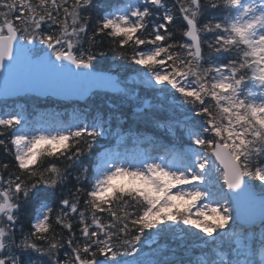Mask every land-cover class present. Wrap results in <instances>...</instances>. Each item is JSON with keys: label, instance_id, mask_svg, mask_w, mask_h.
Segmentation results:
<instances>
[{"label": "snow or ice", "instance_id": "obj_1", "mask_svg": "<svg viewBox=\"0 0 264 264\" xmlns=\"http://www.w3.org/2000/svg\"><path fill=\"white\" fill-rule=\"evenodd\" d=\"M109 51L186 144L101 152L132 134L118 113L0 108V264H264V0H0V96L129 98L98 71ZM161 236L199 257L141 258Z\"/></svg>", "mask_w": 264, "mask_h": 264}, {"label": "rangeland", "instance_id": "obj_2", "mask_svg": "<svg viewBox=\"0 0 264 264\" xmlns=\"http://www.w3.org/2000/svg\"><path fill=\"white\" fill-rule=\"evenodd\" d=\"M122 84L124 86L126 85L125 86L126 90L133 89L132 91L130 90V92H128L129 98H125L124 96L114 97L113 95H109V97H108V96L100 95L103 93H98V94L94 95V97H100L103 100L104 104H106L105 101L108 100L109 103L106 105L108 107L113 108V109L117 108V105H118V104L116 105L117 100L121 102L120 104H123V103L127 104V102H125V101H129L130 103L132 102V107H131L132 108V116L135 118V120L138 119L141 126L144 129H146L145 124L147 122H146L145 118L152 116V114L157 111L155 108V105H156V103L159 104L160 101H158V100L153 101L150 97H143V94H144L143 91H144V89H146V86L144 84L140 83L138 78H136V80H129L127 84H125V83H122ZM137 85H138V87L136 89L135 87ZM137 95H138V98H137ZM130 100H132V101H130ZM145 101H147V102H145ZM163 105L166 109L163 112H165V113L167 112L168 115H170V112L167 110L169 103L164 101ZM136 107L141 108L139 115H137L135 113L136 110L138 111V109ZM179 115H180V113L177 111L176 116L179 117ZM72 117H73V115H72ZM72 117H70L69 120ZM164 117H167V116H163V118ZM161 130L163 131V133L166 137H169V138L173 139L174 141L178 140L179 145H175V144L173 145L171 142L163 140L164 139L163 137L156 140V139L152 138V136L147 135V132H145V131H143V132L142 131H140V132L133 131L132 134L130 135L129 141H127L126 143H123V145L120 144L119 141H117L111 147L114 150L117 147H119V150L121 152L127 150L129 153H144L146 155L153 156V157L159 156V155H164L166 153V150H178L179 146H180L179 138L174 139L173 137L169 136V134L167 133V131L165 129H161ZM177 136L178 137L180 136L179 131L177 133ZM253 231H255L257 233V235L259 234L258 223H257V228L253 229ZM184 241L186 242V244ZM184 241L175 239L174 237H170V236H161L157 239L156 243L151 244L149 247H146L143 250V253L141 254V258L148 257V255H150V253H151L152 248H159V250H164L166 248H174V249H180V250L185 251V249L187 248V247H185V245L189 246L190 244H187L188 240H184ZM180 244H184V245L180 246ZM163 252H161V253H163ZM259 255L260 254H259V250H258V252H257L258 259H259ZM126 259H131V257H126Z\"/></svg>", "mask_w": 264, "mask_h": 264}, {"label": "trees", "instance_id": "obj_3", "mask_svg": "<svg viewBox=\"0 0 264 264\" xmlns=\"http://www.w3.org/2000/svg\"><path fill=\"white\" fill-rule=\"evenodd\" d=\"M108 3L110 4H116L121 2V0H107ZM178 38V37H177ZM107 47V45L105 46ZM133 65H130L126 59H120L119 57L115 56L114 53L111 51L108 52V55L104 58H101V62L98 64V69L103 70V71H112L118 74L120 80H128V78L135 79L137 78L136 73L132 70ZM136 80V79H135ZM138 87V86H137ZM144 95L149 96L151 98H154L157 94L149 89H144ZM142 95V94H141ZM143 95V96H144ZM86 104V105H85ZM83 107H80L81 110L86 111L88 110L90 114L95 113L97 110L102 111L105 116L109 114V111L112 109L108 108L103 100L99 97H92L87 103H85ZM75 105V104H73ZM83 105V104H79ZM118 113L122 117V129L126 131L129 127L132 128V131H142L144 128L141 126L140 122L138 119L135 120V118H129L125 114H121L120 112H115ZM167 115L168 113H164ZM158 119V117H157ZM146 121H151V119H147ZM113 124L115 126V121H113ZM152 127L153 123H151ZM155 128V127H154ZM146 129H149V126L146 127ZM103 140L100 141V143L97 145V148L100 149L101 144ZM185 242V241H184ZM187 244H190L189 246L193 247V244H196L193 240H188ZM186 244V242H185Z\"/></svg>", "mask_w": 264, "mask_h": 264}, {"label": "water", "instance_id": "obj_4", "mask_svg": "<svg viewBox=\"0 0 264 264\" xmlns=\"http://www.w3.org/2000/svg\"><path fill=\"white\" fill-rule=\"evenodd\" d=\"M102 73H104L105 75L110 76V77H112L114 79H117V76L115 74H110V73H107V72H102ZM25 95H33V96H36V97H39V98L50 97V98H54V99L62 100V101H82L89 94L84 95V96H80V95H71V96H52V95H48V96H44V95H38V94L30 92V93H27V94H21L19 96H25ZM15 97H18V96H0V99H11V98H15Z\"/></svg>", "mask_w": 264, "mask_h": 264}, {"label": "bare ground", "instance_id": "obj_5", "mask_svg": "<svg viewBox=\"0 0 264 264\" xmlns=\"http://www.w3.org/2000/svg\"><path fill=\"white\" fill-rule=\"evenodd\" d=\"M79 104H82V103H79ZM84 106V104L81 106V105H79V108L80 107H83ZM26 118L29 120V121H31V122H33V123H40V119H39V117H33V116H29V115H26ZM159 153V152H158Z\"/></svg>", "mask_w": 264, "mask_h": 264}]
</instances>
